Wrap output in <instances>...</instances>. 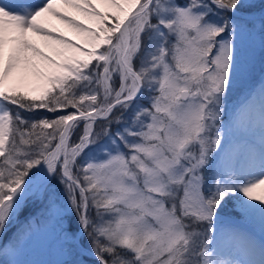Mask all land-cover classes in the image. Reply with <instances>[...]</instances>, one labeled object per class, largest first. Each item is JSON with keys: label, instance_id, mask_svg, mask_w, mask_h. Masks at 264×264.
Masks as SVG:
<instances>
[{"label": "snow or ice", "instance_id": "snow-or-ice-1", "mask_svg": "<svg viewBox=\"0 0 264 264\" xmlns=\"http://www.w3.org/2000/svg\"><path fill=\"white\" fill-rule=\"evenodd\" d=\"M38 241L264 264V0H0V264Z\"/></svg>", "mask_w": 264, "mask_h": 264}, {"label": "rangeland", "instance_id": "rangeland-1", "mask_svg": "<svg viewBox=\"0 0 264 264\" xmlns=\"http://www.w3.org/2000/svg\"><path fill=\"white\" fill-rule=\"evenodd\" d=\"M65 34L69 38H73V34L67 29L65 30ZM239 98H241V86L237 85V87L232 91L231 97L229 99L231 101H228L229 112H231V108L237 104ZM15 230L16 229L13 228L12 231ZM6 256V260L18 259L26 262V264H50V262L60 258L54 247L40 241L34 243L31 247L26 248L23 251L17 253H12L10 251Z\"/></svg>", "mask_w": 264, "mask_h": 264}, {"label": "bare ground", "instance_id": "bare-ground-1", "mask_svg": "<svg viewBox=\"0 0 264 264\" xmlns=\"http://www.w3.org/2000/svg\"><path fill=\"white\" fill-rule=\"evenodd\" d=\"M79 18V17H78ZM66 29H64V31H65ZM66 35V34H65ZM74 38V37H73ZM240 94V93H239ZM243 100V95L241 94V98H239V100H238V102H237V104L236 105H234L232 108H231V110L234 108V107H236L241 101Z\"/></svg>", "mask_w": 264, "mask_h": 264}, {"label": "trees", "instance_id": "trees-1", "mask_svg": "<svg viewBox=\"0 0 264 264\" xmlns=\"http://www.w3.org/2000/svg\"><path fill=\"white\" fill-rule=\"evenodd\" d=\"M231 100H229V102H230ZM23 219V218H22ZM7 257V256H6ZM6 257L4 256L3 258H5L6 259Z\"/></svg>", "mask_w": 264, "mask_h": 264}]
</instances>
